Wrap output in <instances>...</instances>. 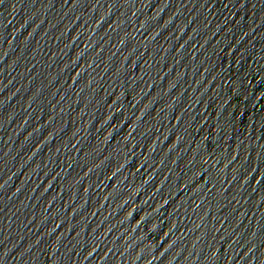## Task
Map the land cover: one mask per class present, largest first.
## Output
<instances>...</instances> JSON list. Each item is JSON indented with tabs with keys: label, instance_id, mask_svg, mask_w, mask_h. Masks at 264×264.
Listing matches in <instances>:
<instances>
[{
	"label": "water",
	"instance_id": "obj_1",
	"mask_svg": "<svg viewBox=\"0 0 264 264\" xmlns=\"http://www.w3.org/2000/svg\"><path fill=\"white\" fill-rule=\"evenodd\" d=\"M0 264H264V0H0Z\"/></svg>",
	"mask_w": 264,
	"mask_h": 264
}]
</instances>
